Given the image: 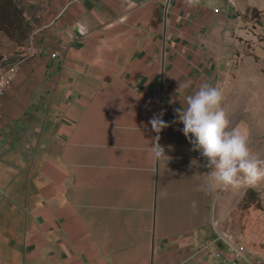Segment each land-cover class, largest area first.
<instances>
[{
    "label": "crops",
    "instance_id": "0c3cea01",
    "mask_svg": "<svg viewBox=\"0 0 264 264\" xmlns=\"http://www.w3.org/2000/svg\"><path fill=\"white\" fill-rule=\"evenodd\" d=\"M259 2L60 0L34 53L0 46L3 70L16 63L0 97V264H264L244 244L226 256L236 199L199 190L207 170L175 113L217 85ZM161 112L165 163L150 151Z\"/></svg>",
    "mask_w": 264,
    "mask_h": 264
},
{
    "label": "clouds",
    "instance_id": "9594fccd",
    "mask_svg": "<svg viewBox=\"0 0 264 264\" xmlns=\"http://www.w3.org/2000/svg\"><path fill=\"white\" fill-rule=\"evenodd\" d=\"M198 3L199 0H187L189 7ZM223 100L222 88L204 83L195 92L184 95L181 106L175 109L176 119L183 125L180 131L189 141L191 150L203 158L202 165L197 159H193L191 165L207 170V181L199 188L206 194L242 185L253 187L264 180V161L249 146L247 125L244 122L231 124L221 107ZM163 115L161 112L149 121L157 133L150 151L157 160L162 159L165 163L169 156L158 143V134L168 127Z\"/></svg>",
    "mask_w": 264,
    "mask_h": 264
},
{
    "label": "rangeland",
    "instance_id": "374dc122",
    "mask_svg": "<svg viewBox=\"0 0 264 264\" xmlns=\"http://www.w3.org/2000/svg\"><path fill=\"white\" fill-rule=\"evenodd\" d=\"M18 4L24 0H16ZM259 23L247 22L243 15L238 21L232 36L234 43L228 44L229 52L220 63L217 86L224 91L221 107L231 124L244 122L249 131V146L254 154L264 161V0H260ZM60 0H37L29 5V15L35 27L46 16L54 12V3ZM251 9L246 10L250 16ZM12 41L0 32V46H9ZM248 186L228 188L236 199V205L225 218L227 228L232 234L241 235V226L245 220V211L239 207ZM261 193L264 206V180L255 186ZM226 229V228H225ZM243 243V242H242ZM244 244V243H243Z\"/></svg>",
    "mask_w": 264,
    "mask_h": 264
},
{
    "label": "trees",
    "instance_id": "16d2710c",
    "mask_svg": "<svg viewBox=\"0 0 264 264\" xmlns=\"http://www.w3.org/2000/svg\"><path fill=\"white\" fill-rule=\"evenodd\" d=\"M255 8L250 16L244 15L247 22L259 23L260 17ZM35 23L24 8L16 0H0V32L10 40L22 46ZM264 42V39L262 40ZM239 207L245 211L246 217L241 226V237L244 245L264 256V206L261 193L254 187H247Z\"/></svg>",
    "mask_w": 264,
    "mask_h": 264
},
{
    "label": "built area",
    "instance_id": "2783aa9c",
    "mask_svg": "<svg viewBox=\"0 0 264 264\" xmlns=\"http://www.w3.org/2000/svg\"><path fill=\"white\" fill-rule=\"evenodd\" d=\"M231 4H234V2H232ZM33 41H34V34L30 33L28 38L26 39V42H27V50L31 53H34L36 51ZM37 51H39V49ZM51 56L55 57V54L52 53ZM15 71H16V63L6 64V70H3L2 66H0V97L4 95L6 88L10 83L9 76ZM220 238L225 240L227 257H231L235 259L242 258L243 241L241 236L235 237L234 235L225 232L222 234V236H220Z\"/></svg>",
    "mask_w": 264,
    "mask_h": 264
},
{
    "label": "bare ground",
    "instance_id": "6f19581e",
    "mask_svg": "<svg viewBox=\"0 0 264 264\" xmlns=\"http://www.w3.org/2000/svg\"><path fill=\"white\" fill-rule=\"evenodd\" d=\"M4 70H6V68Z\"/></svg>",
    "mask_w": 264,
    "mask_h": 264
}]
</instances>
